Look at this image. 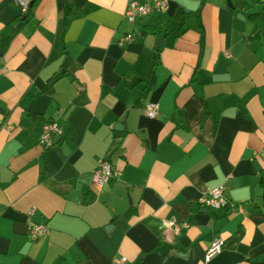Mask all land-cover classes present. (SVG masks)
Here are the masks:
<instances>
[{
	"label": "crops",
	"instance_id": "0c3cea01",
	"mask_svg": "<svg viewBox=\"0 0 264 264\" xmlns=\"http://www.w3.org/2000/svg\"><path fill=\"white\" fill-rule=\"evenodd\" d=\"M131 1L37 0L26 17L0 0V264H264V2L168 0L132 24ZM103 159L115 176L95 192ZM216 187L224 210L199 204Z\"/></svg>",
	"mask_w": 264,
	"mask_h": 264
},
{
	"label": "built area",
	"instance_id": "2783aa9c",
	"mask_svg": "<svg viewBox=\"0 0 264 264\" xmlns=\"http://www.w3.org/2000/svg\"><path fill=\"white\" fill-rule=\"evenodd\" d=\"M35 0H15V5L21 11L22 14L27 15L30 4ZM264 2V0H262ZM169 8L168 0H152L151 2H143L141 0H133L129 2L125 18L129 23H136L138 20L150 16L155 13H165ZM137 37L134 34L126 35L121 41L120 45L124 46L127 42H132ZM225 56L231 58V53L226 51ZM160 112V105L156 102H151L147 104L145 108V113L150 119H154L158 116ZM64 132L60 123L56 120L47 122L43 125L39 144L44 149L49 150L58 144V142L63 138ZM115 176V170L113 165L107 159L100 161L99 165L95 168L92 175V189L95 192L102 191L106 185ZM199 204L205 208H209L214 211H220L228 208L229 200L224 194L223 187H216L209 189L206 196H203L199 200ZM35 213V208L28 211L29 227H28V237L31 241H38L45 238L48 235L49 228L46 224L35 223L31 220L32 216ZM165 224L168 227H171L176 234L182 229L188 228L187 223H179L176 220H167ZM225 241L221 238H216L205 254V262L208 263L212 260L217 254H219L225 247ZM127 261L126 258L118 260L120 264H124Z\"/></svg>",
	"mask_w": 264,
	"mask_h": 264
},
{
	"label": "trees",
	"instance_id": "16d2710c",
	"mask_svg": "<svg viewBox=\"0 0 264 264\" xmlns=\"http://www.w3.org/2000/svg\"><path fill=\"white\" fill-rule=\"evenodd\" d=\"M37 0L34 1V3L36 2ZM203 1H206V0H203ZM231 2L233 3V5L235 6V9L240 11L241 13H248L249 10H250V7H249V4L247 2V0H231ZM234 9V10H235ZM32 11V8L29 9L28 13H27V16H29L30 12ZM249 17L251 18H255L254 15H249ZM15 26V22L6 26L4 31L7 32V33H12L11 32V29L12 27Z\"/></svg>",
	"mask_w": 264,
	"mask_h": 264
},
{
	"label": "water",
	"instance_id": "95a60500",
	"mask_svg": "<svg viewBox=\"0 0 264 264\" xmlns=\"http://www.w3.org/2000/svg\"><path fill=\"white\" fill-rule=\"evenodd\" d=\"M227 3H228V6H229L230 8H234V6H233L231 0H228ZM33 5H34V2H32V3L30 4V8H32ZM239 17L242 18L241 15H240ZM161 41H162V40L160 39L159 42H158L157 48H159V45H160V42H161ZM0 57H1V54H0ZM53 81H55V80H53Z\"/></svg>",
	"mask_w": 264,
	"mask_h": 264
}]
</instances>
